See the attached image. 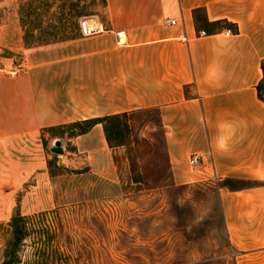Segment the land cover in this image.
Masks as SVG:
<instances>
[{"label":"crops","instance_id":"1","mask_svg":"<svg viewBox=\"0 0 264 264\" xmlns=\"http://www.w3.org/2000/svg\"><path fill=\"white\" fill-rule=\"evenodd\" d=\"M103 1L92 33L0 67V224L54 207L58 141L70 168L117 180L110 117L156 110L175 183L218 181L232 264H264V0Z\"/></svg>","mask_w":264,"mask_h":264},{"label":"rangeland","instance_id":"2","mask_svg":"<svg viewBox=\"0 0 264 264\" xmlns=\"http://www.w3.org/2000/svg\"><path fill=\"white\" fill-rule=\"evenodd\" d=\"M103 0H0V67L66 40ZM118 179L70 168L48 149L54 207L0 224V264H232L218 181L175 183L156 110L116 123ZM65 148V143L61 144ZM20 200V197H19ZM13 221V220H12Z\"/></svg>","mask_w":264,"mask_h":264},{"label":"trees","instance_id":"3","mask_svg":"<svg viewBox=\"0 0 264 264\" xmlns=\"http://www.w3.org/2000/svg\"><path fill=\"white\" fill-rule=\"evenodd\" d=\"M224 23L227 24L228 22L225 21ZM262 70L264 73V61L262 62ZM258 92H259L260 99L264 101V78L258 86ZM128 115H130V114H124L121 117L120 116L119 117H110V120H111L110 125L111 126L106 128V133H107L109 140H111L112 138H115V137L117 139L120 138V136L122 135L121 134L122 131H121L120 126L118 124L116 125V123L119 119H121L122 117H127ZM93 124H94V122L89 124L86 128H84L83 132H87ZM15 219H17V218H14L12 223L15 221Z\"/></svg>","mask_w":264,"mask_h":264},{"label":"built area","instance_id":"4","mask_svg":"<svg viewBox=\"0 0 264 264\" xmlns=\"http://www.w3.org/2000/svg\"><path fill=\"white\" fill-rule=\"evenodd\" d=\"M166 23L171 24V25H175L176 21L175 20H166ZM81 30L84 34H90L94 31L93 27H91L87 21H83L81 23ZM202 34H205L204 32ZM198 163V157H193L191 160V164L192 165H196Z\"/></svg>","mask_w":264,"mask_h":264},{"label":"water","instance_id":"5","mask_svg":"<svg viewBox=\"0 0 264 264\" xmlns=\"http://www.w3.org/2000/svg\"><path fill=\"white\" fill-rule=\"evenodd\" d=\"M61 144H62V142L61 141H58L57 143H56V147L55 148H53V152L54 153H56V154H62L63 153V150H62V148H61Z\"/></svg>","mask_w":264,"mask_h":264}]
</instances>
